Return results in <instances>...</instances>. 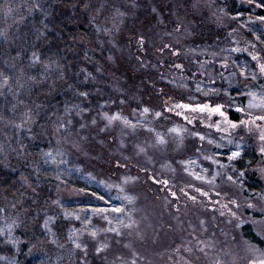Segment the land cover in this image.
Here are the masks:
<instances>
[{"label":"rangeland","instance_id":"1","mask_svg":"<svg viewBox=\"0 0 264 264\" xmlns=\"http://www.w3.org/2000/svg\"><path fill=\"white\" fill-rule=\"evenodd\" d=\"M208 1L223 13L218 0ZM146 2L152 7L151 0H0L1 55L14 60V65H0V169L8 168L20 177L13 182L0 175V264H264V246L251 242L242 230L244 223H251L264 239V191L254 181L260 179L264 189V84L258 86L254 80L257 69L264 76V60L251 42L232 45L224 53L197 42L174 48L188 62L192 55L219 59L216 64H200L208 80L194 85L198 93L194 103L168 95L158 105L135 104L129 110H106L105 102L96 106L105 116V130L115 129L113 148L119 153L122 139L130 134L135 138L142 130L150 140L138 147L141 162L162 171L181 166L174 174L178 180L184 178L179 193L191 202L185 206L194 210L181 205L180 210L164 213L161 204L140 207V199L148 201L129 188L135 175L124 167L116 172L114 165H95L89 139L71 133L73 115L68 114L67 104L53 107L59 120L53 133L47 128L46 133H34L37 119L48 112L43 110L58 96L62 99L63 92L75 97L74 102L81 93L88 94L84 84L90 78L81 73L88 68L74 63L77 69H68L65 63L49 61L48 55L46 61L40 57L49 37L46 31L60 38L53 29L54 17L76 28L84 26L102 47L101 36L106 32L109 36L110 28L113 33L114 28L143 24L139 4ZM227 4L236 7L232 17L249 32L254 45L264 47V0H222V5ZM165 32L159 35L173 36L172 41L189 36L187 30ZM122 40L115 35L110 48L118 58H128L131 44ZM219 72L221 79L211 80ZM68 77L71 84L66 83ZM181 77L171 81H182ZM243 93L244 105L234 106L242 112L238 121L230 118L225 104L204 99L226 95L243 102ZM27 137L36 142H31L29 153ZM183 145L191 155L176 158L177 164L152 162V156L159 158L156 147L164 151ZM113 148L106 147L103 155ZM80 155L86 162L79 161ZM158 182L163 187L167 183ZM26 187L34 194L32 201L43 205V189L54 194L44 211L38 209L41 225L32 234L26 233ZM179 196L172 195L176 205L183 204L182 198L175 199Z\"/></svg>","mask_w":264,"mask_h":264},{"label":"trees","instance_id":"2","mask_svg":"<svg viewBox=\"0 0 264 264\" xmlns=\"http://www.w3.org/2000/svg\"><path fill=\"white\" fill-rule=\"evenodd\" d=\"M82 1L86 3L91 0ZM151 1H153V3L150 8L146 6H151L150 3L146 2L145 4H139L141 7L140 9L143 10L141 13L139 12L143 24L141 23L138 25L140 23L139 21L136 22L137 24H132V26L128 25L127 28H114L113 33V29L110 28L111 32L109 36H107L108 32L101 36L102 47L93 39L92 34L85 31L84 26L76 28L71 26L70 23L65 24L60 22L59 18H57L58 16L54 17L55 26L53 29L60 33V38H56L52 33L46 31L49 37L47 38V43L43 45L40 57L44 59V55L45 57L48 55L47 59L49 61H53L54 64L65 63L68 69L72 67L73 70H76L77 67L76 69L73 67L74 63L88 68L81 71L84 78H90L85 79L86 84H84L86 85L85 90H88V94L84 95L81 93V96H79L80 101L74 102L75 97L72 98L70 97L72 95L69 96L68 93L63 92L64 100L63 96L62 99L58 96L43 110L45 111L48 109V112L37 119L34 133L37 134L41 132V130H44L46 133V128L51 131L50 133H53L54 127L59 123L58 116L54 117L52 114L53 107L67 104L68 114L73 115L71 117V133L74 135H77V133L86 135L90 143L88 151L96 158L94 159L95 165L99 166L100 162L110 166L114 165V170L116 172L124 167L123 169L135 175V180L128 186L136 194L146 196L145 199L148 201L146 203L140 199L138 201L140 207L142 204H146L149 208L148 204L150 203L153 207L154 205L159 207L161 204L164 213H173L176 211L175 209L180 210L183 206L186 210L191 211L194 210V208L185 206L191 204V202L186 200L185 195L179 193L181 181L184 178L178 180L174 175L181 170V166L173 170L169 169L167 171H162L156 169L154 165L141 162L142 154L140 150H138V147L140 146V149L143 144L145 145L149 142L148 140H150L148 134L146 135L145 131L142 130L139 131L136 136L137 139L131 136V134L125 137V140L122 139L124 147L120 149L121 153H119V150L113 148L117 144L115 129L112 128L109 132L105 130V116L102 115L103 111H100L96 106L101 102H105L107 103L105 107L106 110L112 107H120L124 110H129L134 107L135 104L158 105L160 101H162L163 96L168 95L180 101L190 103L196 102L193 100L195 97H198V93L196 92L197 87L194 85L200 83L199 81L208 80L207 76H204L206 72L203 74V69L200 71L199 68L202 66L200 64H216L219 59H216V55H213V57L192 55L195 61L192 57L188 62L183 57L184 55L182 52L174 53V48L179 49L180 44L183 49L187 44H194L197 42L201 47L209 45L210 47H214L213 49L216 51L224 53L227 50L230 51L229 48L232 45L237 44L241 46L244 45L245 42H251L250 45L254 46L258 52H261L263 60L264 47L258 46L257 44L254 45L255 41L249 32L232 17L236 7L228 4L222 5V0L218 1L221 8H223V13L219 11L214 2L212 4V2L208 0H165L164 3H161V0ZM214 9H217V11L215 12ZM152 29H154V38L150 36V31ZM119 30L121 33H118ZM185 30L188 31L189 36L185 39L180 38L178 41L169 40L173 38V36H167V34L159 35V32L166 33L165 31L172 34H182ZM154 33L156 35H154ZM117 34L123 38L122 43L125 44L128 41L131 44V51L128 54L130 57L118 58V56H115L114 50L110 48V40H114V36ZM168 42L169 45H172L170 48L167 47ZM12 44L14 43L12 42ZM2 52L3 48L1 45L0 65H14L13 58L11 60L2 56ZM182 62V67L178 68V63ZM230 64L232 65V63ZM195 66H197L198 69H195ZM211 66L217 70L223 71L219 65H210V67ZM253 66L255 68L257 67L256 65ZM90 68H93V70ZM176 71L179 73V76H184V78L181 77L183 79L182 81L172 82L173 79L177 80L179 78V76H175ZM220 74L219 72L216 76L212 77L211 80L221 79ZM256 75V79H253L258 86H261V84H264V76L261 75L258 69ZM65 80L67 81L66 83H72L70 77L67 79L65 78ZM118 80H120V83L116 84ZM99 83L105 84L100 86L101 84ZM182 83H185L184 87L181 86ZM80 85L82 88V83ZM100 87L103 88L96 89ZM105 90L107 94L104 92ZM119 91H122V93H119ZM11 96L13 95H9L10 99ZM246 96V94H242L241 97L243 102L237 97H228L226 95H221L219 97L205 96L204 99L205 101L225 104L228 108L230 118L238 121L241 119L242 112L236 110L234 106H243ZM91 104H93V107H91ZM79 106L84 109H78ZM59 118L60 120L63 119V117ZM8 123H10V120ZM82 126H85V129L81 128ZM3 131L5 132L6 130ZM122 133L123 132H121V134ZM27 138L24 144H26V153H29L32 151L33 146L31 142L35 141L34 139L31 140L29 137ZM108 146L112 147L113 150H108L107 156H104L103 151H106L105 148ZM156 148L159 152V158L158 156H152V162H157V164H162L168 160L177 164L176 158L191 155V151L185 145L179 148L178 146H167V149L164 151L158 147ZM84 151H86V149L83 150V152ZM80 156L81 157L78 158L79 161L86 162L80 159L84 158L85 155ZM105 161H109V163ZM101 166L104 167V165ZM3 168L0 169L1 176H8L13 182L16 180L19 181L20 177L18 175L14 177L13 174L8 171L10 169L6 168L7 170H4ZM160 180L167 181L164 187L158 182ZM254 181L258 183V185H256L257 189L264 191L262 188L263 186H261V180L255 178ZM11 182L12 181L9 180L6 184L10 185ZM43 191L47 194L45 193V196L40 195V197H43L46 201L45 205H43L41 201H32V196L34 194L27 192L26 187V202H28V206H26V233L28 234H32L39 229L41 225L39 213L44 211L52 202L53 192H50L48 189H43ZM174 193L177 196L180 195L179 197H175V199L182 198L183 204L180 203L176 205L174 200H171ZM155 198H157V201H160V203H157ZM40 208L42 210L39 212L38 209ZM162 222L165 223L164 221ZM242 230L244 235L250 239L251 242L259 246H264V239L255 231L251 223H244ZM165 231L167 232V229H165ZM36 233L38 234V232Z\"/></svg>","mask_w":264,"mask_h":264}]
</instances>
